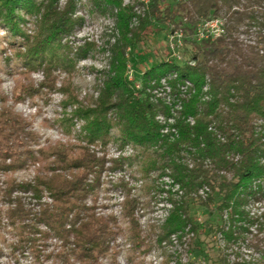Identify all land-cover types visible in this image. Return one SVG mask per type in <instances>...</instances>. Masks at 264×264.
I'll return each instance as SVG.
<instances>
[{"label": "trees", "instance_id": "trees-1", "mask_svg": "<svg viewBox=\"0 0 264 264\" xmlns=\"http://www.w3.org/2000/svg\"><path fill=\"white\" fill-rule=\"evenodd\" d=\"M45 1L0 0V24L14 36L25 38L27 52L19 55L26 69L60 67L69 60L63 56L62 37L77 25L74 0L63 8L56 0ZM90 1L97 10L116 17L121 38L114 47L120 69L105 82L94 107L79 112L85 122L80 145L58 144L32 152L26 120L13 111L0 114V172L9 177L31 162L45 167L37 170L33 184L7 178L0 189V196L8 201L3 215L18 237L12 250L32 255L37 264L41 263L42 243L49 238L68 247L65 256H60L65 264H96L115 253L111 244L120 227L115 217L97 212L94 197L106 169L105 159L90 149L97 143L106 146L114 129L119 130L124 145L130 143L143 151L144 172L160 167L169 170L198 206L221 218L227 215L233 226L256 224L264 231V210L260 219L247 212L251 203L264 201V0H149L139 4L145 7L141 14L123 7L122 0ZM20 12L36 19L38 31L33 40L21 30L28 20ZM180 15L188 23L183 30L191 33L198 24L224 19V34L191 41L196 51L194 66L154 62L141 77V89L136 90L125 76L128 57L124 51L133 53L158 24H174ZM243 26L246 34L255 29V41L240 40L237 35ZM173 75L176 78L169 81L173 92L185 83L191 88L183 98L175 94L181 104L171 126L175 134L163 135L157 116L169 117V109L152 103L146 92ZM203 189H208L206 199L199 195ZM15 191H30L38 198L47 192L53 203L33 213L20 198H13ZM133 206L127 207V215L136 222L129 212ZM188 225L196 227L188 203L174 204L167 230L182 231ZM224 225L209 228L225 233L227 242L238 239L226 234Z\"/></svg>", "mask_w": 264, "mask_h": 264}, {"label": "rangeland", "instance_id": "rangeland-1", "mask_svg": "<svg viewBox=\"0 0 264 264\" xmlns=\"http://www.w3.org/2000/svg\"><path fill=\"white\" fill-rule=\"evenodd\" d=\"M56 1L63 8L70 0ZM148 1L122 0V3L123 7L129 6L141 14L145 7L139 4L146 5ZM74 4L73 17L77 19V25L68 36L62 37L63 56L69 60L60 67L50 64L26 69L23 57L19 55V52H27L23 47L25 38L14 36L0 24V114L13 111L26 120V130L32 134L29 142L32 152L40 148L48 150L58 144L80 145L85 122L78 116L79 112L94 107L105 82L120 69L114 47L121 38L116 17L97 10V5L90 0H74ZM19 14L28 20L21 30L33 40L38 31L36 19L23 12ZM225 23L224 19H212L198 24L192 33L183 30L188 23L182 15L174 24H158L148 41L138 45L136 51H124L128 57L127 80L139 90L142 75L154 62L169 60L178 65L194 66L192 57L196 51L192 42L208 36L215 38ZM246 30L244 26L240 28L237 35L240 40L255 41V29L250 34L244 33ZM174 78L176 75L163 78L159 86L146 92L152 103L169 109V117L163 113L157 116L163 135L175 134L171 126L181 110L175 94L183 98L191 88L190 83H185L173 92L169 81ZM90 149L97 157L105 159L106 164L94 193L97 212L115 217L120 227L111 244L115 253L96 264H264V231L256 224L233 226L227 215L221 218L216 212L198 206L171 177L169 170L160 167L144 172L143 151L130 143L124 145L118 129L112 131L111 141L106 146L97 143ZM185 158L190 160L188 155ZM39 168L43 171L45 167L31 162L9 177L0 172V189L5 187L3 182L7 178L19 184H33ZM199 195L206 199L208 189L201 190ZM13 198H20L33 213L53 203L47 192L38 198L30 191H15ZM7 202L0 196V264H37L32 255L12 250L18 237L3 215L8 208ZM183 203H188L196 227L188 225L182 231H168L165 224L174 204ZM87 204H92L91 199ZM129 205H134L133 211L129 212L136 222L127 215ZM263 210L264 201L253 202L247 207L252 218L260 219ZM222 222H225L226 234H233L238 239L227 242L225 233L210 231L209 226L215 227ZM42 244L45 245L38 264H65L60 256H65L62 254L68 247L64 248L54 238Z\"/></svg>", "mask_w": 264, "mask_h": 264}, {"label": "built area", "instance_id": "built-area-1", "mask_svg": "<svg viewBox=\"0 0 264 264\" xmlns=\"http://www.w3.org/2000/svg\"><path fill=\"white\" fill-rule=\"evenodd\" d=\"M210 22H208V24H209ZM207 24V23H206ZM222 34H224V29H220V33L217 35V36H215V38H218V37H220ZM209 37V36H208ZM208 37H206V38H208ZM214 38V37H213Z\"/></svg>", "mask_w": 264, "mask_h": 264}]
</instances>
